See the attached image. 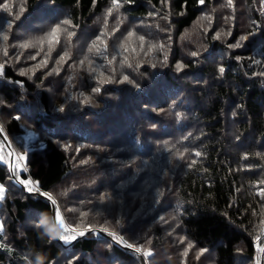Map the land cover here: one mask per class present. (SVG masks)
Wrapping results in <instances>:
<instances>
[{
    "label": "trees",
    "instance_id": "1",
    "mask_svg": "<svg viewBox=\"0 0 264 264\" xmlns=\"http://www.w3.org/2000/svg\"><path fill=\"white\" fill-rule=\"evenodd\" d=\"M10 3L12 15L0 7V264H263L264 0H121L111 15V0ZM64 19L75 35L62 33L47 57V43L21 47ZM101 36L107 50L89 52ZM52 208L95 230L53 238L58 224L37 227Z\"/></svg>",
    "mask_w": 264,
    "mask_h": 264
},
{
    "label": "snow or ice",
    "instance_id": "2",
    "mask_svg": "<svg viewBox=\"0 0 264 264\" xmlns=\"http://www.w3.org/2000/svg\"><path fill=\"white\" fill-rule=\"evenodd\" d=\"M94 2H95V0H94ZM199 2L201 4H203L204 0H199ZM111 3H112V7L108 9L107 15H111L114 9L118 10L119 7L121 6V0H111ZM226 6L234 7L233 0H226ZM0 7H2L4 11L8 12L9 15H12V5L10 3V0H6V2L3 5H0ZM24 11H25V8H24L23 3H22L20 5L19 11L15 15L14 19H16V20L20 19V16L23 14ZM202 19H209V22H210V18H208V17H203ZM8 27L9 28L12 27V24L10 22L8 23ZM74 27H76V25L73 24L71 19H64L63 21H61L60 24H57L56 26H54L44 37L39 38L35 42V44L32 43V42H28V43H25V44L21 45V47L29 48V47L36 46V44H39L41 46L40 47V51H43L44 50L43 49V45H44V43H47L48 46H49L48 47V52L45 54L46 57H47L52 52L53 46L60 42V35L62 33L66 34L67 38L69 40H71V37H73L75 35V33L72 32V31H69V29L70 28H74ZM252 34L253 33H249L248 36H241L240 40L241 41H245ZM0 35H2V38H3L4 41L8 40V35L7 34L0 33ZM103 35H107V33H102V36ZM134 35H135L134 33L130 32L128 34L127 40H130ZM220 35H221L220 33H217L215 38L219 39ZM102 36L101 37H97V39L95 41H93L92 46L88 49L89 52H92L93 49H95V51L98 52V53L101 52V51H106L107 50V44L102 39ZM144 39L145 38L143 36H139L138 37V40L140 41V45H141L142 49H143V46H144ZM101 45H103V49L101 48ZM240 46L241 45H240L239 42L237 44H235V45H230V47H240ZM121 47L124 48L125 51H128L127 42L122 44ZM164 47L165 46L163 44H151L148 47V52H151L154 49L163 50ZM133 51H135V49H133ZM6 54L7 53L5 52V55ZM191 54L193 56H196L198 53L197 52H192ZM37 55H39V53H37ZM68 55H69V53L67 51H65L62 55H60L59 59L57 60V63L59 64L61 62H64L65 58L68 57ZM32 59H36V57L33 56ZM85 59H87V57ZM124 60L126 61L127 57H125ZM164 60L167 61V54H165ZM111 62L112 61L110 60L109 63H111ZM83 63H84V61H81V64H83ZM122 63H123V61H122ZM46 64H47V58L44 59L41 62V65H46ZM89 64L91 66V62H89ZM41 65H37V67H40ZM129 66H131V65H129ZM2 67L3 66L0 65V70H2ZM183 67H184V65L178 64L177 65V70H182ZM92 70L95 71V69H92ZM53 71L58 72L59 69H53ZM219 71L222 74L224 72V68L220 67ZM0 74H2V72H0ZM21 74L23 75L24 73H21ZM101 76H103V73H101ZM128 79L129 78L127 76H124V80L125 81H127ZM106 82H108L106 79L100 80L101 84L106 83ZM93 91L98 93L100 91V89L99 88H95V89H93ZM83 102L85 104H88V103L91 102V98L87 97V98H85V100ZM63 110H64L63 108L60 109V111H63ZM176 115H177V118H179L181 116V113H176ZM16 119H19V117H16ZM3 131H4L3 126L0 125V133H2ZM5 139H6V137H5ZM194 154L197 157L201 156V153L199 151L195 152ZM8 155L10 156L11 153H9ZM178 156L180 158H183L184 153L180 152V153H178ZM24 158H25L24 155H20V156L17 157V160L18 161H22V160H24ZM245 158H247V157H245ZM0 160H4V156L3 155H0ZM195 163H196V161L193 160L192 164H195ZM12 170H13L14 173L18 172V170H20L19 163H17V165ZM11 178L12 177H9V179H11ZM16 179L18 180V182L20 184L24 185L25 189L29 193H31L33 191H38L37 184L34 183L32 180H30L28 178H21L19 176H17ZM258 183L260 185H264V180H261ZM5 192H6V189H5L4 185L0 184V200L4 199ZM257 194L259 196H261V197H264V188H261L260 191ZM40 195L46 197L47 200H49L54 206L57 204V201L53 198L51 193L41 192ZM81 215H82V217H84V216H87V213H82ZM262 215H264V212H262ZM260 223H261V226H262L261 227V231L264 232V219H262ZM57 224L62 229V233L58 237H53V238H57V239H59L61 241H64V242L74 241V240L77 239V237L84 236L86 234V232L95 230L93 225H88L86 228H81L80 225H69L66 222V220L64 219V217L62 216L59 208L55 209L53 221L51 223H49V221L47 219H43V220L40 221V223L37 225V227H44L45 231H47L48 233H51L52 231H54L55 226ZM3 229H4L3 223H0V233L3 232ZM100 230L105 232V233H107L109 236H111L112 239L115 240L117 243H121V244H123L125 247H127L129 249H133L137 253H142L143 256H145V257H148V256L152 255V252L150 250L144 249V248H142V246H138V245H135L133 243L127 242L126 240H124V238L121 235L117 234L115 231H109V229L107 227H102ZM257 240H260L259 236H257ZM190 246L191 245H189V247ZM258 251L261 252V253H264V247H259ZM256 264H260V261L257 260Z\"/></svg>",
    "mask_w": 264,
    "mask_h": 264
},
{
    "label": "water",
    "instance_id": "3",
    "mask_svg": "<svg viewBox=\"0 0 264 264\" xmlns=\"http://www.w3.org/2000/svg\"><path fill=\"white\" fill-rule=\"evenodd\" d=\"M7 149H8V154L11 153V155L9 156V167L11 169L12 168V152H11V150H10V148L8 146H7ZM53 217H54V210L52 208V221H53ZM138 256H139L140 260L142 262H144L142 257H141V255L139 254ZM260 264H261V259H260Z\"/></svg>",
    "mask_w": 264,
    "mask_h": 264
},
{
    "label": "rangeland",
    "instance_id": "4",
    "mask_svg": "<svg viewBox=\"0 0 264 264\" xmlns=\"http://www.w3.org/2000/svg\"><path fill=\"white\" fill-rule=\"evenodd\" d=\"M28 135H29L28 133L25 134V136H28ZM0 155H2L1 146H0ZM17 163H19V165H20V162H19L18 160H15L14 165L16 166ZM144 264H145V263H144Z\"/></svg>",
    "mask_w": 264,
    "mask_h": 264
},
{
    "label": "crops",
    "instance_id": "5",
    "mask_svg": "<svg viewBox=\"0 0 264 264\" xmlns=\"http://www.w3.org/2000/svg\"><path fill=\"white\" fill-rule=\"evenodd\" d=\"M263 264H264V253H263Z\"/></svg>",
    "mask_w": 264,
    "mask_h": 264
},
{
    "label": "clouds",
    "instance_id": "6",
    "mask_svg": "<svg viewBox=\"0 0 264 264\" xmlns=\"http://www.w3.org/2000/svg\"><path fill=\"white\" fill-rule=\"evenodd\" d=\"M56 234H58V233H56Z\"/></svg>",
    "mask_w": 264,
    "mask_h": 264
}]
</instances>
